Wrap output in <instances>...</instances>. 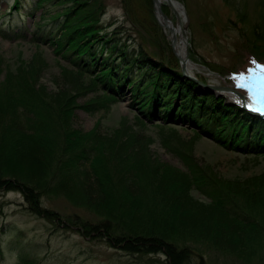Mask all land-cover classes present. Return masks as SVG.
<instances>
[{"label":"trees","instance_id":"obj_1","mask_svg":"<svg viewBox=\"0 0 264 264\" xmlns=\"http://www.w3.org/2000/svg\"><path fill=\"white\" fill-rule=\"evenodd\" d=\"M123 4L134 26L144 27L151 34L146 36L150 43L162 49L153 0H123ZM10 5V16L17 13L20 19L47 5L60 7L53 14L44 11L35 30L81 76L92 75L93 90L103 94L83 107L89 113L118 103L127 87L142 124L156 119L168 125L189 122L196 135L230 152L264 156V131L258 127L264 122H256L222 97L199 94L198 85L182 75L166 39L170 54H154L158 61L143 47L122 43L104 25L102 0H13ZM148 16L151 32L145 26ZM256 32L255 39L264 43V34ZM0 33L9 35L2 28ZM14 37L24 39L20 32ZM4 72L0 58V188L21 193L32 213L47 212L41 206L43 197L64 193L74 199L78 190L94 186L108 200L106 208L96 209L99 223L71 220L84 233L104 235L112 247L145 255L162 253L170 264H205L196 262L202 247L245 258L246 263L251 260L248 255L264 260V176L226 184L204 172L187 152L179 154L185 171L161 164L146 174L148 165L138 163V158L134 162L128 148L113 146V137L106 140L96 132L72 130L68 126L74 116L72 100L54 107L36 91L28 73L3 76ZM53 161L57 166L51 169ZM26 162L35 166L32 182L9 173ZM157 178L164 181L163 188ZM192 190L208 199L213 215L193 217L195 209L198 215L201 212L191 204Z\"/></svg>","mask_w":264,"mask_h":264},{"label":"rangeland","instance_id":"obj_2","mask_svg":"<svg viewBox=\"0 0 264 264\" xmlns=\"http://www.w3.org/2000/svg\"><path fill=\"white\" fill-rule=\"evenodd\" d=\"M10 1L13 0L0 1V28L9 34L4 36L0 33L3 76H6V72L28 73L36 91L54 107L59 108L72 100L74 116L68 123L72 130L84 134L96 132L106 140L113 137V146L128 148V155H132L134 162L138 158V163L141 161L148 165V171L144 169L146 174L161 164L185 171L179 154L187 152L204 172L226 184L250 182L264 176V156L230 152L209 138L196 135L189 122L168 125L156 119L153 122L144 120L142 124L138 119L137 107L133 106L131 90L127 87L121 90L118 103L95 113L86 111L83 107L102 96L103 92L101 89L93 90L92 75L81 76L76 67L57 57L49 41H41L42 37L35 30V23L41 19L44 11L53 14L60 7L48 9L47 5L44 9H38L33 16L20 19L17 13L10 16ZM176 1L184 10L183 28H186L188 36L187 48L189 59L195 65V77L203 84L240 92L249 100L252 92L238 86L237 76H249V69L264 66V43L256 40L259 38H256V30L264 34V0ZM102 2L105 5L104 25L108 32H116L115 36L122 43L136 49L143 47L156 61L159 59L154 54L165 57L170 54L171 34L168 30L162 28V37L160 33L158 35L163 48L153 46L146 37L151 34L144 27H135L128 18L123 0ZM163 8H166L167 14ZM162 10L178 28L174 11L167 4L163 5ZM151 24V16H148L145 26L149 32ZM19 32L24 35L23 40L14 37ZM165 39L169 47L163 41ZM251 83L264 86V82L257 79L250 80ZM197 85L199 94H213L222 97L230 106L241 107L223 94ZM252 111L258 115L260 113L254 106ZM253 118L256 122H264L261 116ZM258 127L264 131V125ZM26 164L11 168L9 173L19 174L20 179L23 180L24 176L25 182H32L30 178L37 175L35 166ZM56 166L53 161L51 169ZM157 181L163 188L164 181L159 178ZM74 195V199L67 198L64 193L43 197L41 206L47 212L34 214L21 193L0 188V264H170L162 253L145 255L127 252L121 246L112 247L104 235L84 233L82 227L74 222L84 220L99 223L96 209L100 211L102 207L106 208L108 200L94 186L83 187ZM78 195L83 201L76 200ZM190 197L191 204H195L201 212L198 215L195 209L193 217L202 220L210 213L213 215L208 199L198 191L192 190ZM201 250V259L196 262L264 264V260H254V255H248L247 258L251 260L246 263L243 261L245 258L223 256L204 247Z\"/></svg>","mask_w":264,"mask_h":264},{"label":"water","instance_id":"obj_3","mask_svg":"<svg viewBox=\"0 0 264 264\" xmlns=\"http://www.w3.org/2000/svg\"><path fill=\"white\" fill-rule=\"evenodd\" d=\"M166 1H167V5L174 11L175 15L177 16V21H178L177 25L182 30L181 36L177 35L176 31L174 30V28H176L175 25L168 18V16H166L164 14V12L162 10V7H160L158 5L157 0H153L155 12H156V18H157V21H158L159 25L163 29L168 30L170 32V34H171L170 40H171L172 51H173L174 56L179 60V62L181 64V70H182L183 76L185 78L189 79V80L194 81L195 83L199 84L203 88H207L208 90H211V91H217L218 90V86L203 84L196 77H194L192 74L189 73L188 68L186 66V63L190 60L189 59V50H188V48L186 50L185 58H182V56L176 51V48L178 47V43H179L180 37L183 40H185V44L188 46V44H189L188 43V36H187L186 28H183V24L181 23V20L179 18V15H178L177 11L172 6V3H173L174 0H166ZM237 94H238L239 97L242 98V100H244V96L243 95H241L239 93H237Z\"/></svg>","mask_w":264,"mask_h":264},{"label":"bare ground","instance_id":"obj_4","mask_svg":"<svg viewBox=\"0 0 264 264\" xmlns=\"http://www.w3.org/2000/svg\"><path fill=\"white\" fill-rule=\"evenodd\" d=\"M157 2H158V5L160 7H163L164 4H167V1L166 0H157ZM172 6L177 11V13L179 15V18L181 20V23L183 24L184 23V10H183L181 4L179 2H177L176 0H174L173 3H172ZM174 30L176 31V33H177L178 36H181V34H182L181 28H179V27L178 28H174ZM186 50H187V45L185 44V40H183L180 37V40H179V43H178V47L176 48V51L182 56V58H185ZM186 66L188 68L189 73L192 74L195 77V74H194L195 65L191 62V60H189L186 63ZM260 89L261 88H259V87H254L253 88L254 95L257 98H258V96L261 97L262 95H264V94H262V92L260 91ZM227 90H228L227 88H223V87L218 86L217 92H219L220 94H223L224 96H226L227 99L229 101H232L233 103H237V104H239L241 106L244 105L248 109H253L252 104H250V102L247 101V99H246V101L244 100L242 102V99L241 98H239L237 95L233 94L232 91H230V90L227 91ZM250 100L255 103L254 99H250ZM261 101H263V100H261ZM256 109H257V111H261V112L263 111L264 112V109L261 108V107H259V106H257Z\"/></svg>","mask_w":264,"mask_h":264},{"label":"snow or ice","instance_id":"obj_5","mask_svg":"<svg viewBox=\"0 0 264 264\" xmlns=\"http://www.w3.org/2000/svg\"><path fill=\"white\" fill-rule=\"evenodd\" d=\"M253 63H256L253 61ZM250 75L245 76L244 74H240L238 77V86L242 88H247L251 90L252 85L249 84V81L252 79H257L261 82H264V66L257 65L255 69L248 70ZM262 94H264V89H262Z\"/></svg>","mask_w":264,"mask_h":264}]
</instances>
